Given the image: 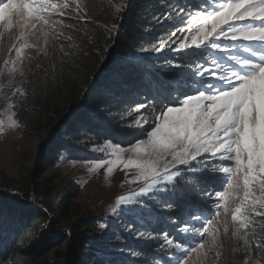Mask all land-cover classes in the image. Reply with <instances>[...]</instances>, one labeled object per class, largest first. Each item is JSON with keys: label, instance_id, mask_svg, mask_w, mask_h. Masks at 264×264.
<instances>
[{"label": "snow or ice", "instance_id": "1", "mask_svg": "<svg viewBox=\"0 0 264 264\" xmlns=\"http://www.w3.org/2000/svg\"><path fill=\"white\" fill-rule=\"evenodd\" d=\"M72 3L0 0V22L6 30L19 29L9 50L15 59L5 61L13 65V73L26 59L27 49L46 53L38 47L40 35L45 43L48 36L58 37L57 28L72 19ZM161 8L156 24L173 29L169 40L177 46L162 41L144 49L163 53L167 47L171 55L158 57L166 74L156 84L152 103L147 96L138 102L134 119L141 136L129 141L127 148L110 144L114 158L94 163L92 170L106 166L105 175L116 168L124 172L126 194L116 196L111 211L124 221L122 231L158 250L153 253L155 264H189L192 253L219 258L213 249L219 246L221 209L223 232H229L230 215L232 236L243 241V264H258L252 253L264 250V237L257 238L254 226L264 230V222L256 219H264V0H164ZM80 18L77 5L75 22ZM176 58L179 63H174ZM19 75H24L22 69ZM14 95L27 92L16 89ZM149 108L154 111L149 113ZM20 126L16 120L9 124ZM4 127L0 119V133ZM215 174L224 177L219 188ZM189 175L206 180L213 191L190 203L183 219L173 217L174 230L156 227L160 223L156 207L171 211L177 184ZM183 196L176 205L193 199L187 190ZM129 255L139 253L131 249Z\"/></svg>", "mask_w": 264, "mask_h": 264}, {"label": "rangeland", "instance_id": "2", "mask_svg": "<svg viewBox=\"0 0 264 264\" xmlns=\"http://www.w3.org/2000/svg\"><path fill=\"white\" fill-rule=\"evenodd\" d=\"M128 1L130 0H73L70 13L72 19L64 21L66 27L57 28L60 35L48 36L47 43L45 37L40 35L38 47L44 48L46 53L37 48L27 49L26 59L22 65H16L15 73L11 71L13 65H6L5 61L15 59L14 51L9 50L19 29L13 27L6 30L3 22H0V69L3 70L0 72V119L5 121L4 131L0 133V187L14 195L25 196L33 193V180L43 181L42 186H46L43 192L47 194L36 197V203L41 204L39 207L43 211L31 216L30 224L34 227L28 239L40 236L46 238L48 235L43 234L46 230L54 231L51 234H65L59 244L46 245L44 251L23 255L7 264H69L66 256L69 255V242L74 237L80 241L79 247L82 250H95L98 261H102L104 257L117 260L127 256V260H137L138 255H129L131 249L121 245L114 247L124 241L121 234L113 230L116 226L122 228L124 221L115 219L111 211L116 196L126 194L127 185L122 186L124 172L116 168L112 174L105 175L106 166L92 170L94 163L114 158L110 144H119L124 148L129 146L104 140L91 145L86 151L81 149L84 147H78L77 151L81 152L77 153L75 148L70 152L71 155L62 154L54 160H51L54 155L45 156L59 132L66 129L68 121L78 111L86 108V95L96 82L97 75L107 68L119 48L116 33L112 36L111 32L122 25ZM77 5L81 12L79 22H75ZM160 15L149 13L148 21L155 24V27H160L156 24V18ZM172 30H158L159 34L154 40L139 49V56L147 55L150 60L156 61L162 55H171L167 47L163 53L144 49H150L152 45L162 41H168L171 47H176L169 40ZM178 61L179 58H176L174 63ZM162 63L161 59L160 64L156 65ZM21 69L23 76L19 75ZM16 89L27 92V95H14ZM134 115L129 125L131 128L137 127ZM12 120H16L21 126L9 127ZM77 156L85 158L80 160ZM223 178L222 175L220 181ZM219 187L220 183L216 185V188ZM212 191L213 188L210 192ZM39 193L42 192H37L36 195ZM64 199L66 203L62 205V209L68 206L67 210L58 215L60 202ZM47 207H52V213ZM43 212L46 216H41ZM224 219L221 209L220 223L217 225L219 246L213 249V252L220 253L219 258L212 253L207 257L192 253L189 264H243L246 258L243 241L232 236L230 215L227 216L229 232H223ZM256 219L264 222L262 218ZM86 220L93 225L87 224ZM101 224L106 227L101 228ZM254 226L257 238L264 237V230L259 225ZM140 230L144 231L143 228ZM248 231L251 233L252 228ZM89 239L92 242L88 245L86 240ZM94 242H97L96 246H92ZM252 259L258 264H264V251L254 250Z\"/></svg>", "mask_w": 264, "mask_h": 264}, {"label": "trees", "instance_id": "3", "mask_svg": "<svg viewBox=\"0 0 264 264\" xmlns=\"http://www.w3.org/2000/svg\"><path fill=\"white\" fill-rule=\"evenodd\" d=\"M163 3L164 0L128 1L122 25L118 30L115 29L111 32L112 36L116 33L119 48L116 49L107 68L97 75L96 82L86 95L84 102L86 108L80 110V112L78 111L68 121L66 129L59 132L45 156L54 155L52 159L50 157L51 160H54L62 154H70L75 148L77 151L78 147H84L81 149L86 151L91 145L102 143L104 140L130 146L129 141L141 136V129L138 127L131 128L129 126L130 121L133 120L132 116L136 113L138 102L144 101L147 96V102L152 103L151 95L157 82L164 78L166 72L160 70L161 65H156L160 64L161 59L153 61L154 59L150 60L147 55L141 57L138 51L143 45L152 42L160 30H164L161 27H155V24L148 21L149 13L152 15L162 13L161 5ZM158 106L162 107L163 105ZM152 111L154 109L149 108L148 112ZM149 119H151V116H149ZM144 127L147 128L148 125H144ZM79 152L81 151H77V153ZM77 158L81 160L85 157L77 156ZM215 175L217 176L214 181L216 186L220 183L222 175ZM32 185L35 187L32 190L33 193L25 195L26 197L14 195L11 191H5L4 188L0 187V197L3 198L0 199V264H7L26 254L44 251L46 245L59 244L65 235L64 233L58 234V232L51 234L54 231L46 230L43 234L48 235V237L40 236L35 237V239H28L34 227L33 224H30L31 216L36 215V213L41 214L43 211L42 207H39L41 204L36 203V197L47 194L43 192L46 187L42 186L44 185L43 181L33 180ZM186 190L192 193L193 199L176 205V201H184L183 193ZM211 190L212 186L206 180H198L197 177L191 175L186 176L178 182L172 196L175 205L173 209L167 211L160 206L156 207L155 211L160 216V223L156 227L174 230L172 218L183 219L189 204L206 199L204 193ZM37 192L42 193L36 195ZM5 195H9V197ZM12 195L17 199H14ZM65 203V199L60 202L58 215H62V213L60 214L61 211L65 212L67 210L68 206L62 209V205ZM210 206L214 207L213 205ZM15 208L16 211H14ZM47 209L52 213V207H47ZM46 213L43 212L41 216H46ZM53 215L56 214L53 213ZM204 215H208L207 209L204 211ZM86 223L92 224L87 220ZM121 229L118 226L113 229L120 233L124 240L116 245H121L127 249H135L139 253L136 264H155L153 253L158 250L154 247H144L137 239L129 236L128 232ZM86 241L88 245L92 242L90 239ZM69 243V255L66 256V259L69 258V264H88L89 262L108 264L109 261H127L128 264H132L131 260H127L129 259L128 256L122 259L119 257L117 260L104 257L102 261H98V253L95 250H82L79 247L81 245L80 241L76 237L72 238ZM96 244L97 242H94L92 246H96ZM142 247H144L143 251H141Z\"/></svg>", "mask_w": 264, "mask_h": 264}]
</instances>
